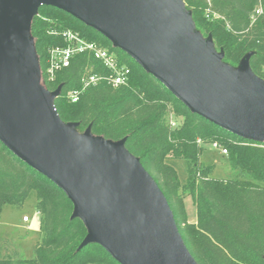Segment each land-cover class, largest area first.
<instances>
[{"label": "trees", "instance_id": "obj_1", "mask_svg": "<svg viewBox=\"0 0 264 264\" xmlns=\"http://www.w3.org/2000/svg\"><path fill=\"white\" fill-rule=\"evenodd\" d=\"M198 30L212 38L223 60L233 65L248 56L254 74L264 80V0H184ZM261 7L262 12L256 10ZM109 49L120 66L130 69L127 84L107 80L83 89L85 75H107L109 69L92 52H80L50 78V50L66 46L65 31ZM40 64L49 90L60 88L55 107L77 132L112 141L139 157L157 181L174 212L187 247L199 264H264V144L250 141L192 112L160 80L101 32L69 12L41 5L33 17ZM80 90L73 101L72 92ZM182 117L173 125L172 118ZM228 153L235 177L214 175L204 164L207 144ZM223 152V151H222ZM225 153V152H223ZM184 164L182 178L175 168ZM36 193L41 239L31 259L0 252V264H121L102 245H81L88 228L73 216L74 204L55 182L15 155L0 140V213L6 204H23ZM195 207L189 221L186 199Z\"/></svg>", "mask_w": 264, "mask_h": 264}, {"label": "water", "instance_id": "obj_2", "mask_svg": "<svg viewBox=\"0 0 264 264\" xmlns=\"http://www.w3.org/2000/svg\"><path fill=\"white\" fill-rule=\"evenodd\" d=\"M184 0H0V140L61 187L88 228L81 244L102 245L121 264H199L171 205L139 157L112 141L80 136L55 107L31 23L41 5L63 9L106 36L188 108L264 144V87L247 97L249 60L229 84L209 70L212 38L189 45ZM222 57V55H221ZM258 77V76H257ZM260 78V77H259ZM262 79V78H261Z\"/></svg>", "mask_w": 264, "mask_h": 264}, {"label": "rangeland", "instance_id": "obj_3", "mask_svg": "<svg viewBox=\"0 0 264 264\" xmlns=\"http://www.w3.org/2000/svg\"><path fill=\"white\" fill-rule=\"evenodd\" d=\"M183 11L187 16L183 31L189 45L192 46L196 43H207L210 41V37H206L198 30L193 20L192 12L186 7L185 2H183ZM31 39L35 42L33 34L31 35ZM212 46L214 52L219 56V60L210 63V72L225 84H229L231 78L239 80L242 71L247 65L248 56L243 57L239 64L233 65L223 60L222 52L216 48L214 43ZM248 81V90L243 91V94L247 97L254 98L251 89L256 85L264 87V80L257 77L249 70ZM181 120L182 117L173 116V125L179 124ZM85 132L77 133L82 136ZM222 150L219 144H217V146H215V143L207 144L201 154V161H203L204 164H214V175L216 176L235 177V172L228 160V153H223ZM175 168L180 176L184 178V164L178 161L175 163ZM186 208L190 218L189 221L196 222V209L190 197L186 199ZM24 216H27L30 221L25 222L23 220ZM40 239V214L37 210L36 193L34 190L29 193L23 204H6L2 207L0 213V252H16L20 258L31 259L35 256L36 246Z\"/></svg>", "mask_w": 264, "mask_h": 264}, {"label": "built area", "instance_id": "obj_4", "mask_svg": "<svg viewBox=\"0 0 264 264\" xmlns=\"http://www.w3.org/2000/svg\"><path fill=\"white\" fill-rule=\"evenodd\" d=\"M257 13L262 12V8L259 7L256 10ZM65 40L67 41L66 46H56L50 50V65L47 69V73L50 78H53L56 70L66 67L70 64L71 58L80 52H92L97 58L101 59L105 66L108 67L109 74L107 75H85L83 78L84 84L83 89L96 84L101 79H105L113 87H118L128 83L130 69L125 66H120L117 56L114 52L107 48L98 45L95 42H89L82 38L77 32L65 31L63 33ZM80 90H75L71 94L73 101H77L79 98ZM215 146L217 144L215 143ZM226 153V150L223 149ZM23 220H28L27 216L23 217Z\"/></svg>", "mask_w": 264, "mask_h": 264}, {"label": "crops", "instance_id": "obj_5", "mask_svg": "<svg viewBox=\"0 0 264 264\" xmlns=\"http://www.w3.org/2000/svg\"><path fill=\"white\" fill-rule=\"evenodd\" d=\"M25 222H29L30 221V219L28 218V220H24Z\"/></svg>", "mask_w": 264, "mask_h": 264}]
</instances>
